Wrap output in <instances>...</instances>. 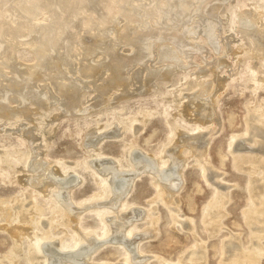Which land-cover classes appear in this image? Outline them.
I'll list each match as a JSON object with an SVG mask.
<instances>
[{"label":"rangeland","instance_id":"374dc122","mask_svg":"<svg viewBox=\"0 0 264 264\" xmlns=\"http://www.w3.org/2000/svg\"><path fill=\"white\" fill-rule=\"evenodd\" d=\"M221 1L223 11L218 14L219 28L216 27L213 32L215 45L209 44L201 34L190 37L184 34L188 42L202 45L206 51L177 56L179 61L182 58L180 62L183 68L166 78H157L149 90L135 91L141 86L137 76V82L131 81L129 91L132 90V94L128 96L120 98L125 88L123 85L104 87L101 98H107L98 106L95 102L100 93L96 92L98 86L95 85H105L110 77H107L104 67L98 68V71L103 70V73L100 71L102 76L97 74L98 71L94 77L95 71L89 74L87 70L88 74L83 72L85 75L77 71V67L83 63L77 60L76 55L70 60L71 69L67 76L84 85L78 99L80 113L60 115L62 109L58 103H54L41 108L28 104L31 110L29 117L24 116V109L16 118L0 115V167L4 168L0 171V264H44V254L39 249L43 243L58 240L64 246L61 251L66 252L93 241L101 228V216L97 213H107L109 207L110 212L103 216L105 224L128 211H143V215L135 221L139 229L133 230L128 239L144 233L151 235L138 239L142 252L138 256L144 259V264H183L185 261H182L186 260L183 254L196 250L200 253L189 255L191 260L190 263L186 261L187 264H264V73L261 75L259 72L256 75L258 79L254 80L245 71L248 65L256 70L261 66L264 68V0ZM143 10L144 7H141ZM245 10L246 14H242ZM45 15L37 16L35 22L44 24V19H47ZM235 16L239 17L232 22ZM193 20H197V16ZM149 22L145 24L146 28L154 24L153 21ZM118 23L120 28L125 22L122 20ZM82 26L76 30L78 37L87 39L95 33L91 28L83 29ZM110 34L108 36L113 37V33ZM230 37L233 38L232 42H229ZM86 42L92 43L91 39ZM163 42L153 43L151 48L153 52L155 50V57L153 53L151 59L146 61L147 67L157 68L170 62L160 61L156 56L161 45L172 48L169 42ZM20 44L18 41L15 43L6 69L1 66L7 77L11 76V68L15 66L18 70L21 67L19 71L22 74H28V68L38 62L31 53V45ZM74 47L77 48L76 52L81 51L77 45ZM229 47L235 51L230 52ZM187 48L191 49L188 45ZM132 50L130 45L121 44L116 52L120 58H127ZM99 57L96 53L92 54L87 57L90 62L85 59V63H90L87 64L89 67L93 63L95 68L94 60ZM215 59H222L228 66H224L223 62L216 65ZM131 67L133 72L136 69L139 71L138 65ZM198 67L213 72L208 70L198 75ZM216 74L224 80L221 88H217ZM6 79L2 78L0 84L6 83ZM61 82L63 84L65 81ZM59 83L40 80L36 86L46 92L49 90L54 96L52 99L50 96V99L55 101ZM196 103L207 105L206 110L197 111ZM16 104L11 101L7 105L17 107ZM185 106L187 112H184ZM191 109L196 111L192 112ZM208 111H212L210 118H207ZM132 119L135 120L132 122ZM203 119H211L207 121L211 126L193 130V126ZM25 128H33L35 140L27 138ZM235 134L237 136L232 141L230 136ZM96 136L98 140L91 143L90 140ZM205 139L209 144L207 146L201 144ZM176 140L180 142L181 155L187 159L178 191L166 196L163 190L166 183L159 179V184H153L151 174L142 172L128 183L127 191L119 196L121 202L116 208L110 201L116 196L107 187L109 177L97 174L100 166L106 165L107 160H117L120 172L117 178L131 177L136 166L130 162L129 152L139 149L151 156L162 149L161 157L176 144ZM12 155L15 157L8 159ZM202 161H206L205 165ZM53 167L59 169L64 177L72 175L78 179L79 183L69 193L72 203L69 209L59 204L54 196L55 191H50L51 187L43 185L46 180L55 181L57 174L53 173ZM34 169L41 170L39 175L33 174ZM256 169L259 170L256 172ZM94 194L96 198L92 197ZM214 198L220 200V208L214 210L216 222L213 216L209 217V211L214 208ZM253 207L255 210L250 211ZM73 212L78 214V218ZM258 213L261 214L258 216ZM74 218L77 222L73 221ZM73 236L79 241L74 243L71 239ZM105 237L108 235L102 236ZM124 250L122 243L103 242L89 260L78 264H128ZM231 257L235 259L230 260Z\"/></svg>","mask_w":264,"mask_h":264},{"label":"bare ground","instance_id":"6f19581e","mask_svg":"<svg viewBox=\"0 0 264 264\" xmlns=\"http://www.w3.org/2000/svg\"><path fill=\"white\" fill-rule=\"evenodd\" d=\"M142 1H145V2L141 3ZM222 3H223V1H221V0H0V60H2L0 62V80L2 78L4 79L5 77L7 78L6 83L0 84V115L2 114L4 116H9V117L14 116L16 118L20 114V110L24 109V111H25L23 113L24 116L29 117L31 110L28 107V104L29 105L35 104V105H37V107L41 108V107H48L50 104H54V103H58V105L61 107V109H62L61 113L62 114H60V115H63L65 113H72V114L80 113L81 109H79L80 103H79L78 99H79V96L82 92V89L84 88V85L76 82L75 81L76 79L73 80L67 76V72L70 71L69 68L71 67L70 60L73 57H76V55L78 57L77 60H79L80 62L83 63V64L79 65L80 67L79 66L77 67V71L82 72V73L86 72L87 70H88L87 71L88 73L95 71L94 72L95 74L93 73V76H92V77H94L97 74L100 75V71H102V73H103V70H104L105 72H107V77L108 78L110 77V79H108V82L105 85H102V86H100L101 84L95 85L96 87L98 86L96 92L100 93V95L98 96V98H100V99L97 98L96 102H95V104L98 106L100 104H102L107 98V97L101 98L102 97L101 92H103L102 90L104 87H107V86L112 87L113 86V88H114L118 85H120V87L123 85L125 88L122 89L123 93H122V95H120V98L125 97V96L132 94V92H131L132 90L129 91V86L131 84V81H134V80L136 81L137 76H138V79L140 78L139 81H140L141 86H139L140 88L136 89L135 91L141 92V91L149 90L151 84L155 83V80L157 78H166L172 72H176L179 69L183 68L181 66V62H180L182 58L179 61V60H177L179 58L177 56H180V55L190 56L194 52L196 53V52L206 51V49L204 50L202 45L200 46L199 44H196V43L193 44L192 41H191L192 43L188 42L186 39V36H184V34H186L187 36L190 37V36H193V35L198 33V34H201L202 37H204L208 41L209 44H211V45L214 44L215 33H213V32H214L216 27L219 28L220 21H219V17H218L219 15L218 14L223 11V4ZM141 7H142V9L144 7V10H143L144 13L143 14L141 13V12H143V11H141ZM43 13H45L47 15V19L43 18L44 20H46L45 23L44 24H41V22L36 23L34 19L37 18V16L39 17V15L41 16V14H43ZM257 13L260 14V12H257ZM242 14H246V10L243 11ZM194 16H197V20H193ZM143 17H145V18H143ZM238 17L235 16L234 20H232V22L237 21ZM122 20L125 23L122 24V26H120V28H119L118 22H120ZM146 20L148 22L149 21L154 22L152 27H151V24H150L149 28L145 27V24L146 25L148 24V22ZM153 22H151V23H153ZM242 24H243V22H242ZM243 25H245V24H243ZM79 26L84 27L83 29H85V27L91 28L93 30V32H95V33H92L93 35L87 39L83 38V37H78L76 30ZM141 26L143 27L142 29H141ZM245 26H250V25H248V23H246ZM245 26H243V27L245 28ZM244 28H242V29H244ZM84 32H86V31H84ZM78 33H80V32L78 31ZM110 33H113V37L108 36V34H110ZM80 36H81V34H80ZM90 39H91L92 43L86 42V41H89ZM14 40H17L18 42H20L21 43L20 45H22V44L31 45V48L33 50L31 53H33L35 58L38 59V60H36L38 62H36V63L34 62L35 64H33L31 67L28 66L29 67L27 70L28 74L27 73L22 74L19 71L21 69V67L18 70L16 68V66L13 67L14 66L13 65L12 66L13 69L11 68L12 74H11V76L7 77L6 74L4 73V71H2L3 69L1 66H4V68H5L6 63L10 62L8 58L11 57L10 55H12L11 54L12 49L14 48V45L17 42ZM84 40H86V41H84ZM160 41H164V42L167 41V43L169 42V44L172 45V48L167 47L165 45L164 46L161 45L160 48L158 47L159 51L157 52L156 56H157V58H159L160 61H168L169 60L170 62H168L166 65H163V66L157 67V68L153 67V66L147 67L146 61L151 59V57L153 56V53L155 52V50H154V52L152 51L151 47H152L154 42H160ZM232 41H233V38L230 37L229 42H232ZM121 44L130 45L133 49L132 53L129 56H127V58H120L121 56H119L117 54V52H118L117 48H119V46ZM76 45H77V47H80L81 51L79 53L76 52L77 48L75 49V47H74ZM171 45H169V46H171ZM187 45L191 49L187 48ZM155 48H157V46ZM229 50H230V52L235 51L233 48H230V47H229ZM95 53H96V55L100 56L99 57L100 59L94 60L96 62L95 68H93L94 65L91 62L93 65V66L92 65L90 66L91 68H93V69H91L89 67L90 63H87V64H89V65H87L85 62H87L89 60V59H87L88 56L90 57L92 54H95ZM153 57H155V53H154ZM85 59L87 61H85ZM213 61L216 62V65L218 62L219 63L223 62L224 66H226V65L228 66V64L226 62L222 61V59L221 60L215 59ZM225 61H226V59H225ZM88 62H90V61H88ZM209 63H212V62H209ZM133 65H138L139 71H136L137 70L136 69L133 72L132 71L133 67H131ZM212 65L216 66L214 64H212ZM99 67L100 68L104 67V69L103 70L101 69L100 71H98ZM253 67L248 65L247 68H245V71L250 73L249 78L252 76L254 78V80H257L258 77L256 75L259 74V72L261 75H263L264 68L261 66L259 70H256ZM89 68L91 69V71ZM208 70H211V69H206L205 67H201V68H199L198 75H202V74L206 73ZM97 71L99 73H97ZM211 71L213 72V70H211ZM214 71L216 72L215 69H214ZM218 71H220V70H218ZM217 74L215 77V79H216L215 82H217L216 83L217 88H221L224 84V80H223V78H219V76H217ZM87 76H90V75H87ZM100 76H102V75H100ZM97 77H99V76H97ZM40 80H48V81L52 80V81L57 82V83H59L60 81H62V82L65 81L63 84L59 83L58 87H56V89L58 90V95L56 96L57 99L56 98L54 99L55 101L51 100L53 95L50 94L49 90H48V92H46L43 88L40 89V87H39V89H38L36 84H37V81H40ZM53 88H54V86H53ZM111 91H112V89H111ZM106 93H107V91H106ZM199 93H200V91H199ZM194 95H197V93ZM50 96H51V99H50ZM210 98H211V96H210ZM115 99H117V98H115ZM11 101L16 102L17 107H9L7 104ZM165 106H166V104L163 105V107H165ZM194 106L197 109V111H200L204 108H207L206 107L207 105L205 106L202 103H198V104L196 103ZM183 109L185 110L184 112H187V110H188L186 106ZM192 110L193 109H191V111ZM204 110H206V109H204ZM165 111H166V109H165ZM195 111L196 110L194 109V111H192V112H195ZM206 112H203L202 114H204V113L206 114ZM211 112H209V116L207 118H210ZM198 114L200 115V113H198ZM199 115H197V116L199 117ZM173 118H174V116H173ZM135 119H137V118H135ZM135 119H132V122ZM201 119H202V117H201ZM208 120H211V119H208ZM208 120L203 119L202 121H198L199 124H195L193 126V130L198 129V128L210 127L211 123H209L210 121L207 123ZM32 131H33V128H25V130H24L27 138H29L30 141H33L36 139V137L32 133ZM180 134H182V133L180 132ZM180 134H178V135H180ZM235 136H237V135L235 134V135L230 136L232 141H233V137H235ZM97 140H98V138L96 136V137H93V139L90 140V142L95 143ZM201 140H203V139H201ZM205 140L202 141L201 144L207 146L208 143H207V140L206 141ZM179 143H180L179 140H176V144L172 148H170L161 157H159V156L162 152V149H158L157 152L151 156L145 155L139 149H134V150L131 149L132 151L129 152L128 158H129L131 163L135 164L136 169L133 172H131V174H130L131 177L127 176V178L129 177L130 179H127L125 177L117 178V174L119 176L120 172H119V169L117 167V163H116L117 160H115V159H114L115 161H113V160L108 161L107 160L106 161L107 164L105 163L106 165L100 166V170L97 171V174L98 175H106L109 177V181H107V187H109L108 188V189H110L109 191H111L114 194V196H116L115 198L110 199L111 203H113L114 206L117 208L118 204H120V202H121L119 200V196L127 191L126 188L129 186L128 183L135 176H138L139 173H142V172H147V173L151 174V176H152L151 180H152L153 184H159V182H160V181H158L159 179L164 181V183H166V185H164L163 190H164L165 194H167L166 196H168V195L170 196V195H172L171 193L177 192L179 189V186L181 185L182 170L184 169V166H186V163H187L186 162L187 159L185 160L184 157L181 155ZM202 145H199V147H202ZM174 147L176 149H174ZM196 148H198V147H196ZM184 150L185 149H183V151ZM191 154L193 155L192 152H191ZM195 155H197V152ZM238 156H241V155H238ZM13 157H15V155L10 156L8 159H11ZM204 157H207V156H204ZM0 158H1V156H0ZM241 158H242V156H241ZM241 158H240V160L243 159V158L242 159ZM207 160H209V159H207ZM238 160H239V157H238ZM259 160L262 161V159H259ZM100 162H101V160H100ZM104 162H105V160H104ZM199 162H201V161H199ZM202 163H204V165H205L206 161L205 162L202 161ZM237 163H239V162L237 161ZM41 164H42V162H41ZM240 166H241V163H240ZM3 170H4V168L1 166L0 171H3ZM203 170H204V168H203ZM258 170L256 169V172ZM40 171L41 170H39V169H34L33 174L39 175ZM52 171H53V173L57 174L55 181L51 182V181L46 180L45 183H43V185L48 186L49 188L51 187L50 191L51 192L55 191L54 196L59 201V204H61L65 209H67V208L69 209L72 206V203L70 201L71 196L69 193H70L71 189L74 188L79 183L78 179L72 175L69 177H64L60 173L59 169H57L56 167H53ZM247 172H249V171H247ZM218 177H219V175H218ZM253 182H255V181H253ZM252 186H253V184H252ZM260 186H261V184H260ZM253 187H256V186L254 185ZM100 191H103V189H100ZM261 191H262V189H261ZM253 192H254V190H253ZM255 192H256V190H255ZM101 193H103V192H101ZM257 193H258V191L256 192V194ZM259 193H260V191H259ZM216 194H218V193H216ZM220 195H222V194H220ZM227 195L228 194H226V196ZM92 197L96 198V195L94 194ZM163 198H164V196H163ZM223 198L224 197H222V199ZM214 201H215L214 204L212 202V208L213 207L214 208L211 211H209V217L212 218V216H213L214 221L216 222V220H215L216 216L214 217V214H216V213H214V210H217V207H219L218 205L220 204V200L215 199ZM96 207L99 208V205L96 204ZM223 207H224V205H223ZM116 208H114V209H116ZM107 210H108L107 213H102V212L97 213L98 215L101 216L100 217V225H99V227L101 226V228L96 233L97 237L94 238L93 241H91L85 245L82 244V246H78L76 249L69 250L66 252L61 251V248H64V246L60 245L59 242H57L58 240L57 241H50V242H46V243L41 244L39 249H41V251L43 252L42 254H44L43 255L44 256V258H43L44 264H66V263H71V262L78 264V262H80V261L81 262L87 261L90 259L91 254L99 246H101L103 242L122 243L123 245H125V250L123 252L124 257H125V262H127L128 264H136L139 262L141 264H144L145 263L144 259H140L141 257L139 258V256H138V253H142L139 250V244L141 241H139L138 239L142 238V236H144L145 233L143 232L144 233L143 235H140V236L135 235V237L131 238L130 240L128 239L133 234V232H132L133 230L135 231V230L139 229L135 226V221L143 215V211H141L139 209L141 211V212H139L138 210L134 211L131 209L132 211H128V212L118 216V218L113 217L112 219H109L110 222L105 224L103 222V219H104L103 216H107V214L110 212V207ZM251 210H255V207L250 209V211ZM111 212H112V210H111ZM217 212H219V211H217ZM261 213H258V216ZM220 214L221 213H219V215ZM74 215H75V218H78V214L76 212L74 213ZM219 215H217V216H219ZM253 215H255V214H253ZM251 217L254 218L252 215H251ZM75 218L73 221L77 222V219H75ZM246 218H248V217H246ZM263 218H264V216H263ZM259 220H260V218H259ZM260 221H262V220H260ZM262 223L264 224V222H262ZM213 224L216 225L215 223H213ZM257 225H258V223H257ZM216 227H217V225H216ZM257 228H259V227H257ZM13 231L17 232L16 228H13ZM83 232H85V231H83ZM48 234H50V233H48ZM107 235H108V237H105V239L102 238V236H107ZM148 235L151 236L150 234H148ZM148 235H145V236H148ZM75 238H74V236H73V238H71L74 241V243L79 241L78 239H75ZM258 238H260V237H258ZM42 239H44V238H42ZM34 240H32V241H34ZM39 241H41V239ZM250 243H253V242H250ZM32 244H33V242H32ZM77 245L75 244V246H77ZM226 249H228V248H226ZM230 249H232V248H230ZM235 249H237V248L235 247ZM249 249L250 248H248L247 251H249ZM232 250H234V249H232ZM232 250L230 252H232ZM196 251L197 252L190 251L191 253L188 252V254H186V253L183 254L184 257L183 256L182 257L184 259H186V260L182 261V262L185 261L183 264H187L186 261H188L190 263L191 259H189V255L192 254V256H193V254H198L199 251L198 250H196ZM224 251H226L225 248H224ZM236 251H238V250H236ZM233 252H235V251H233ZM254 253H256V252H254ZM32 254L30 256H32ZM232 254H234V253H232ZM240 255H242V254H240ZM200 258H202V257H200ZM231 258H230V260L235 259V258H232V259ZM236 259H238V258L236 257ZM248 260H250V259H248ZM225 261H227V260H225ZM241 261H243V259ZM232 262H234V261H232ZM238 263H240V262H238Z\"/></svg>","mask_w":264,"mask_h":264}]
</instances>
